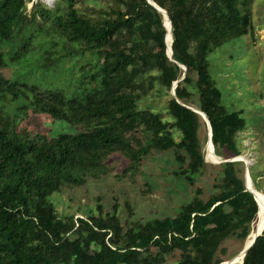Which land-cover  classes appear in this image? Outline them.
Masks as SVG:
<instances>
[{
  "label": "trees",
  "instance_id": "trees-1",
  "mask_svg": "<svg viewBox=\"0 0 264 264\" xmlns=\"http://www.w3.org/2000/svg\"><path fill=\"white\" fill-rule=\"evenodd\" d=\"M33 1L0 0V264H168L175 252L176 264H221L225 241L251 235L259 205L241 162L207 165L198 137L203 119L188 107L195 94L214 154L223 161L241 156L237 137L247 120L225 106L209 56L249 33V0H151L171 21L173 60L165 17L148 0H92L116 4L99 16L96 9L81 13L76 0L54 9L36 2L27 14ZM78 57L87 63L73 91L43 90L33 81L37 73H72L70 58ZM182 66L185 78L167 103L173 122L140 108L148 88L172 91ZM35 115L73 133L21 132ZM170 151L178 163L171 174L196 187L175 216L136 220L127 205L123 225L116 208L103 213L99 206V216L86 219L56 213L52 196L110 174L113 155L128 160L124 175L134 177L154 153ZM207 170L216 173L211 195L197 187ZM242 264H264V231Z\"/></svg>",
  "mask_w": 264,
  "mask_h": 264
},
{
  "label": "rangeland",
  "instance_id": "rangeland-1",
  "mask_svg": "<svg viewBox=\"0 0 264 264\" xmlns=\"http://www.w3.org/2000/svg\"><path fill=\"white\" fill-rule=\"evenodd\" d=\"M34 1L41 2L48 9H54L56 2L60 0ZM76 1L81 13H90L91 9H96L98 11L96 16L108 14L110 9L116 6L113 2ZM32 7L33 3L28 5L27 14L31 13ZM241 8L244 13L250 10L252 16V28L249 33L241 39L230 41L218 48L209 56V59L212 77L223 91L225 106L230 111H241L242 117L247 120L245 129L238 133V145L242 154L237 157L236 161L242 163L239 167L244 170V181L247 170L249 173L252 171L257 177L256 182L261 190L255 187L251 175L247 183L256 190L264 217V0H249L247 10L242 6ZM69 48L71 49V45ZM70 59L71 64L74 65L72 73L66 76L37 73L33 81L42 86L43 90L73 91L82 77L79 68L87 61L83 57ZM69 67L70 65L66 64L64 68ZM13 70H3V73L11 77ZM171 95L173 96L172 91L167 92L158 86L148 88L147 97L140 102V108L157 112L165 121L173 122L167 114V103ZM198 103L199 98L194 94L189 106L199 110L196 108ZM203 120L198 134L202 152L208 166L217 165L216 162L221 159L216 153L214 154L212 145L210 149L212 161L206 157L209 131ZM20 131L29 133L31 136L43 133L52 137L60 133H73L67 124L54 121L45 115L29 117L26 122H23ZM177 134L175 132L178 140L179 135ZM109 165L111 173L101 179H91L85 187L75 191L65 188L62 192L52 196L55 211L60 218L69 215H74L75 219H86L89 215L98 217L100 214L98 207L101 206L103 213H113L116 208L124 225L129 216L127 205L133 208L136 220L148 221L171 217L178 213L182 205L192 200L196 190V187L191 188L184 178L171 174L178 167L173 151L163 154L154 153L150 160L141 167L140 173L134 177L124 175L128 160L121 155H113ZM215 176L214 171L207 170L205 175L200 177L197 187L211 195L215 191L214 185L217 184L214 180ZM260 212L254 228L259 226V220L262 218ZM247 241L248 239L242 241L236 237L225 241L221 249L226 252L219 254V257L224 260L221 264H226L230 258L240 255ZM179 259V252L167 255L168 264H176Z\"/></svg>",
  "mask_w": 264,
  "mask_h": 264
},
{
  "label": "water",
  "instance_id": "water-1",
  "mask_svg": "<svg viewBox=\"0 0 264 264\" xmlns=\"http://www.w3.org/2000/svg\"><path fill=\"white\" fill-rule=\"evenodd\" d=\"M37 1H33V5L36 3ZM148 2L153 6V7H155L160 13H162L163 15H164V17H165V20H166V27H167V36H166V45H167V47H168V49H167V54H168V56H169V58L171 59V60H173V52H172V48H171V45H172V43H173V37H172V24H171V21H170V19H169V16H168V14L164 11V10H162L161 8H159L155 3H153L151 0H148ZM168 37H170V39H171V42H170V46H168ZM182 68H183V70H184V75L182 76V78L179 80V81H177V82H175L174 83V85H173V88H172V94H173V96H175V89H176V87H177V85H178V83L180 82V81H182L184 78H185V73H186V68L185 67H183L182 66ZM189 109H191L192 111H194L195 113H197L198 115H200L203 119H204V121L206 122V125H207V129H208V131H209V141H210V143H211V145H212V147H214L213 146V144H212V128H211V124H210V121H209V119H208V117L206 116V114H204V113H202L201 111L199 112V111H197V110H195V109H193V108H191V107H188ZM202 115H204V116H202ZM237 160V158H233V159H228V160H219L218 161V163H216V164H222V163H226V162H231V161H236ZM248 177H250V173H249V170H247V175H246V179H245V187H246V190L247 191H249V192H251L253 195H254V198H255V200L257 201V199H256V194H255V192L252 190V188L251 187H249L248 186ZM257 203H258V201H257ZM259 205V204H258ZM257 230V229H256ZM253 231H255V230H253ZM263 231H264V229H263ZM263 231L261 232V233H259L258 232V230L256 231V237L254 238V240L252 241V243L251 244H248V245H245V248H244V250H243V252H244V259H245V257H246V254H247V252L254 246V244H255V242H256V239L258 238V237H260L261 235H262V233H263ZM237 256H234V257H232V258H230L229 260H228V262H229V264H242L243 262H244V260L241 262V263H238L236 260H237Z\"/></svg>",
  "mask_w": 264,
  "mask_h": 264
},
{
  "label": "bare ground",
  "instance_id": "bare-ground-1",
  "mask_svg": "<svg viewBox=\"0 0 264 264\" xmlns=\"http://www.w3.org/2000/svg\"><path fill=\"white\" fill-rule=\"evenodd\" d=\"M169 45L168 46H170L171 44H170V42H171V39H170V37H169ZM196 110V109H195ZM197 111H199V110H197ZM200 112V111H199ZM202 116H204V115H202ZM211 143H210V141H209V138H208V143L206 144V153H207V155H208V157H209V160L210 161H212V154H211ZM216 163H218V161L216 162ZM250 187V186H249ZM252 190L255 192V194H256V190L254 189V188H252ZM256 199H257V201H258V197H257V194H256ZM258 204H259V212H260V209H261V204H260V202L258 201ZM259 212H258V214H259ZM260 215L262 216V209H261V212H260ZM260 222V223H259ZM259 224L261 225H259V226H256V228L254 229L255 231H253L252 233H251V235L248 237V241H247V245L248 244H251L252 243V241L254 240V238L256 237V231L258 230V232L259 233H261L262 231H263V229H264V217L262 216V218H261V220H259ZM257 229V230H256ZM238 258H237V262L239 263V260L241 259V262L244 260V252L242 251V253L240 254V255H238L237 256ZM240 262V263H241ZM226 264H229V262L228 263H226Z\"/></svg>",
  "mask_w": 264,
  "mask_h": 264
},
{
  "label": "crops",
  "instance_id": "crops-1",
  "mask_svg": "<svg viewBox=\"0 0 264 264\" xmlns=\"http://www.w3.org/2000/svg\"><path fill=\"white\" fill-rule=\"evenodd\" d=\"M260 210H261V209H260ZM258 215H259V214H258ZM258 215H257V216H258ZM259 225H260V224H259ZM260 226H261V225H260ZM255 228H256V227H255ZM255 228H254V229H255Z\"/></svg>",
  "mask_w": 264,
  "mask_h": 264
}]
</instances>
